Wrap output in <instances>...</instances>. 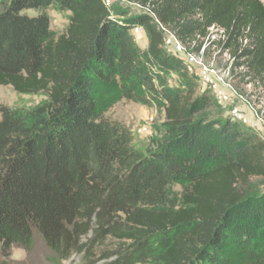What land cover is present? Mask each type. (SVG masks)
Segmentation results:
<instances>
[{
  "label": "trees",
  "instance_id": "1",
  "mask_svg": "<svg viewBox=\"0 0 264 264\" xmlns=\"http://www.w3.org/2000/svg\"><path fill=\"white\" fill-rule=\"evenodd\" d=\"M126 1L150 3L185 45L220 47L264 86L263 1ZM52 5L71 12L59 36L46 14H23ZM213 26L224 39L209 38ZM164 39L149 15L103 0H9L0 12V85L48 96L31 110L0 108L4 257L39 238L57 262L264 264V192L244 190L264 178V138L208 116L210 91ZM119 98L164 108L170 133L158 148L137 147L132 128L105 114Z\"/></svg>",
  "mask_w": 264,
  "mask_h": 264
},
{
  "label": "rangeland",
  "instance_id": "2",
  "mask_svg": "<svg viewBox=\"0 0 264 264\" xmlns=\"http://www.w3.org/2000/svg\"><path fill=\"white\" fill-rule=\"evenodd\" d=\"M261 1L264 3V0ZM8 3L9 0H0V12ZM110 8L128 11L130 15L142 13L138 8L121 3L119 0H113ZM40 13L48 16L51 29L57 36L65 32L70 21L71 12L69 10H62L58 6L52 5L43 10L28 9L23 11V14L31 17ZM133 34L136 45L142 51V55L145 56L149 48L148 33L143 27H137L133 30ZM164 37L168 38V33L164 32ZM187 48L192 51L195 50L193 44L187 45ZM204 60L209 64L215 62L214 69L224 73L228 77V83L237 91L231 95L227 88H223V93L228 95V98L224 99L219 96L218 92L208 89L202 84V88L210 91L214 100V106L207 109L205 113L211 118H232L234 121L240 122L243 129L254 130L263 137L264 86L258 80H252L249 76L241 74L245 68H236L229 53L222 52L218 46L214 47V45L208 44ZM211 74L214 75L212 72ZM179 80L177 75L167 77V82L171 87L178 86ZM47 100L48 96L43 93L20 94L11 86L0 85V108L31 110ZM104 106L107 116L124 122L132 128L135 135V145L143 150L150 151L158 148L162 139L170 133L166 124L165 110L161 106H148L120 98L110 104L106 103ZM239 116H242V119ZM256 121L261 123L260 127H251L252 122ZM174 188L179 190L182 186L175 184ZM244 190L251 195L263 193L264 178H252ZM53 258V252L39 238L36 239L34 248L30 251L19 246H13L10 255L4 257L0 249V264H84L80 255H73L69 260L60 262L54 261Z\"/></svg>",
  "mask_w": 264,
  "mask_h": 264
},
{
  "label": "built area",
  "instance_id": "3",
  "mask_svg": "<svg viewBox=\"0 0 264 264\" xmlns=\"http://www.w3.org/2000/svg\"><path fill=\"white\" fill-rule=\"evenodd\" d=\"M103 1L108 7H111L113 0H103ZM119 1L121 3H125L138 8V10H141L142 13H145L154 19V21L157 22L163 33L164 32L168 33V38H165L166 49L169 52L175 54L176 56L182 58L184 60L188 72L192 75L198 76L200 78L201 84H203L206 88L215 90L216 92L219 93V96H221V98L224 99L228 98V95L223 93V88H227L229 90V94L231 95H233V93H237V91L231 86V84L228 83V77L224 73H221L219 71H216V69H214L215 62H212L210 64L205 62L204 56L208 43H206L199 52H196V50L192 51L187 48V45H185L179 39V37L176 35L174 31L167 29L160 23L150 3H142L141 1H126V0H119ZM209 38H211L212 40L224 39L225 38L224 30L216 26L211 27ZM214 47H216V45H214ZM211 72L214 73V75L211 74ZM239 118L242 119V116H239ZM260 124L261 123L256 121V122H252L250 126L253 128L260 127Z\"/></svg>",
  "mask_w": 264,
  "mask_h": 264
}]
</instances>
